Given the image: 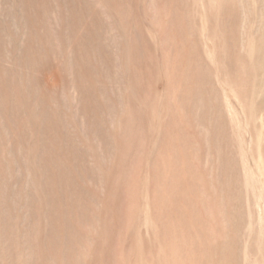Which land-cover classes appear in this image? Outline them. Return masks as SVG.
Here are the masks:
<instances>
[{
  "label": "rangeland",
  "instance_id": "1",
  "mask_svg": "<svg viewBox=\"0 0 264 264\" xmlns=\"http://www.w3.org/2000/svg\"><path fill=\"white\" fill-rule=\"evenodd\" d=\"M0 264H264V0H0Z\"/></svg>",
  "mask_w": 264,
  "mask_h": 264
}]
</instances>
